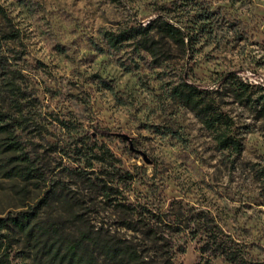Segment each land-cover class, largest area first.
Wrapping results in <instances>:
<instances>
[{
  "label": "rangeland",
  "instance_id": "rangeland-1",
  "mask_svg": "<svg viewBox=\"0 0 264 264\" xmlns=\"http://www.w3.org/2000/svg\"><path fill=\"white\" fill-rule=\"evenodd\" d=\"M0 4L7 14L0 15V56L27 88L19 139L43 172L41 180L19 175L26 163L5 151L0 134V219L39 206L35 222L51 229L44 237L50 243L57 236L60 243L76 241L87 231L132 242L162 262L232 264L216 257L218 238L264 264V0ZM162 20L184 27L191 48L163 36ZM150 23L147 42L138 37L119 49L108 46V33ZM183 76L210 90L217 109L233 118L240 153L219 149L213 133L172 96ZM240 80L249 85L243 98L234 91ZM0 107L16 116L5 98ZM91 149L113 154L114 166L93 159ZM86 177L117 185L118 200L165 222L137 217L141 231L129 230L123 225L129 217ZM50 190L55 198L40 204ZM150 228L158 230L156 240L147 239ZM16 238L17 264H45L43 242ZM99 264L113 263L100 257Z\"/></svg>",
  "mask_w": 264,
  "mask_h": 264
},
{
  "label": "trees",
  "instance_id": "trees-1",
  "mask_svg": "<svg viewBox=\"0 0 264 264\" xmlns=\"http://www.w3.org/2000/svg\"><path fill=\"white\" fill-rule=\"evenodd\" d=\"M0 15L7 18L6 11L0 4ZM154 24L147 26H135L126 28L119 33H108L107 44L112 49H119L125 42L137 39L140 37L147 42L148 35L153 29ZM157 27L163 36L173 41L182 48H191L193 38L184 27H180L170 20L158 21ZM151 49V48H150ZM232 75L227 76L231 78ZM249 85L243 81L235 83V94L238 98H243L248 94ZM212 92L208 89H201L199 86L191 83L184 76L180 82L171 88L172 96L177 99L182 105L189 108L199 118L203 125L213 133L217 147L221 150H230L235 153L242 151V144L232 132L234 120L231 116L220 112L214 101L210 99ZM5 98L11 107V112L5 111L0 107V134L6 135L5 151L18 152L22 160L26 163L23 171L20 173L25 179H40L43 176L42 170L38 167L37 161L28 156V153L22 146L19 139V131H24L28 115H26L27 88L23 82V76L19 70L7 66L4 58L0 56V99ZM264 110V104H263ZM97 134L104 137H109L112 134L108 130H96ZM96 148L98 146H95ZM93 159L100 163L110 164L114 166L115 157L113 154H107L102 151L95 153V149H91ZM89 159H87L88 161ZM87 167H92V161H88ZM80 176H85V171L75 170ZM7 175H13L9 172ZM93 186H96L100 191V195L110 205L122 210L128 220L123 222V225L131 231L140 232L138 227L139 219L151 218L155 222L164 223L160 216H156L150 210H146L137 204H128L118 200L116 194L120 193L117 185L103 181L99 184V178H84ZM52 194V195H51ZM55 191H48L47 196L40 204H47L55 198ZM40 209L41 207L38 206ZM35 207L32 211L20 212L15 216H10L6 219H0V264H17L13 258V245L20 235L29 243L35 241L41 243L45 254L48 256L45 264H99V258L110 261L113 264H174L173 261L162 262L159 259H152L145 256L144 250H140L132 242L123 240H110L101 236H93L87 231H81L79 239L76 241L56 240L49 242L48 236L52 235V231L48 227H40L36 221L38 211ZM38 209V210H39ZM145 212L147 214H145ZM138 217V218H137ZM142 221V220H140ZM144 221V220H143ZM179 223V222H178ZM176 223V224H178ZM56 231V230H54ZM156 228H150L146 232L147 239L153 238L156 240L158 235ZM152 240V241H154ZM156 242V241H154ZM57 243H59L57 245ZM216 247V257H221L224 261L232 264H259L252 259H248L241 250L234 249L228 242L216 238L213 239ZM18 253V252H16ZM20 255L23 253L19 252ZM24 261V260H23ZM22 264H26L23 262Z\"/></svg>",
  "mask_w": 264,
  "mask_h": 264
},
{
  "label": "water",
  "instance_id": "water-1",
  "mask_svg": "<svg viewBox=\"0 0 264 264\" xmlns=\"http://www.w3.org/2000/svg\"><path fill=\"white\" fill-rule=\"evenodd\" d=\"M125 140H129V138L125 135L122 136ZM146 158V157H145Z\"/></svg>",
  "mask_w": 264,
  "mask_h": 264
}]
</instances>
